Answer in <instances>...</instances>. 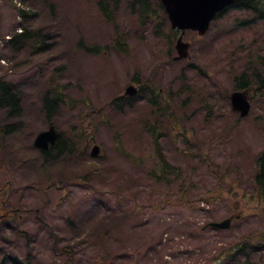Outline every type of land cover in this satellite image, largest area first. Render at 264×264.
<instances>
[{
    "label": "rangeland",
    "instance_id": "rangeland-1",
    "mask_svg": "<svg viewBox=\"0 0 264 264\" xmlns=\"http://www.w3.org/2000/svg\"><path fill=\"white\" fill-rule=\"evenodd\" d=\"M104 1L109 19L97 0H0V82L23 96L20 127L0 135V204L9 210L0 264H264L254 182L264 20L239 25L251 15L229 10L204 36L185 32L189 56L173 60L177 35L156 2L145 17L131 0ZM241 73L251 96L244 117L227 98ZM134 80L142 93L114 102ZM52 89L65 145L44 156L33 140L48 127L42 96ZM4 114L0 125L13 121ZM155 144L176 168L167 180L148 174H160ZM230 215L226 229L208 225ZM237 244L243 253L226 256Z\"/></svg>",
    "mask_w": 264,
    "mask_h": 264
},
{
    "label": "trees",
    "instance_id": "trees-1",
    "mask_svg": "<svg viewBox=\"0 0 264 264\" xmlns=\"http://www.w3.org/2000/svg\"><path fill=\"white\" fill-rule=\"evenodd\" d=\"M152 2H157V0H132L130 5L132 9H134L136 6H138L139 11L143 16H151V10H150V5ZM139 2V3H138ZM159 3V2H158ZM98 4L100 8H102V12L105 13V16L108 18V14L106 13V6L104 5L103 0H98ZM159 5H161L159 3ZM236 5V6H235ZM234 8L237 9H245L250 11L253 14V19H260L264 20V0H236L234 5ZM23 16H26L25 12H23ZM28 32L26 31L24 35H26ZM21 35V34H20ZM12 40H17V37H15ZM121 43L117 41V46H120L122 49ZM235 88L239 89H244L249 87L248 81L244 80V73L239 76L238 81L235 83ZM245 86V87H244ZM244 87V88H243ZM20 96V91L15 89L11 84H8L6 81H1L0 82V107H3L5 110V114L7 115V118H18L20 115L21 111V98ZM61 96H53L50 98L48 95L45 96L44 98V106L45 109L48 111V115H50V112L54 109V105L58 98ZM20 126L19 120H14L9 123H5L0 125V135H8L12 134L17 131V129ZM263 129H264V123H263ZM9 132V133H8ZM60 138H57L53 144V148L57 147L63 148L64 147V142H61L59 140ZM156 141H154L155 143ZM156 153L159 154L158 147L156 146ZM50 150V149H49ZM49 150L43 152V155L46 156L47 153H49ZM63 150V149H62ZM159 171L160 174L157 175L156 170H152L149 172L150 175L153 177L156 176L158 179L163 178V174L169 171V167L166 163L163 162V159L159 155ZM255 165H256V174H255V185L258 191V194L261 196H264V150L260 152L256 158H255ZM259 247L264 248V236H263V243L259 245ZM236 249L232 254H227L226 256H232L233 254H240L243 253L244 251V246H239L238 244L234 247ZM231 251V249H229ZM215 259V258H214ZM233 260V258H217L215 261H228ZM15 262H18L15 260Z\"/></svg>",
    "mask_w": 264,
    "mask_h": 264
},
{
    "label": "water",
    "instance_id": "water-1",
    "mask_svg": "<svg viewBox=\"0 0 264 264\" xmlns=\"http://www.w3.org/2000/svg\"><path fill=\"white\" fill-rule=\"evenodd\" d=\"M171 21L172 27L182 30L187 28L196 29L200 34L208 29L210 20L215 14L225 6L232 4L235 0H161ZM188 44L178 38L176 48L179 52L178 58L187 55ZM127 91L134 92L129 86ZM232 110L240 111L241 115H246L249 111V101L246 92L235 91L230 95ZM58 136V132L53 124L47 130L41 131L34 139V145L46 149L49 144H53ZM98 153V147L94 146L92 155ZM231 218L213 222L212 225L218 228H227Z\"/></svg>",
    "mask_w": 264,
    "mask_h": 264
},
{
    "label": "bare ground",
    "instance_id": "bare-ground-1",
    "mask_svg": "<svg viewBox=\"0 0 264 264\" xmlns=\"http://www.w3.org/2000/svg\"><path fill=\"white\" fill-rule=\"evenodd\" d=\"M138 3H139V2H138ZM235 6H236V5H235ZM244 87H245V86H244ZM244 87H243V88H244ZM8 133H9V132H8ZM260 248H261V247H260ZM246 259H247V258H246Z\"/></svg>",
    "mask_w": 264,
    "mask_h": 264
}]
</instances>
